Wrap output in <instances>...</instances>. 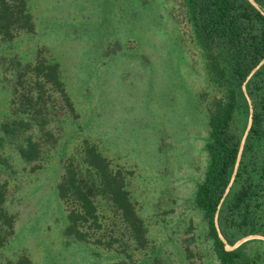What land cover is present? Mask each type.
Wrapping results in <instances>:
<instances>
[{
  "label": "rangeland",
  "instance_id": "374dc122",
  "mask_svg": "<svg viewBox=\"0 0 264 264\" xmlns=\"http://www.w3.org/2000/svg\"><path fill=\"white\" fill-rule=\"evenodd\" d=\"M25 3L32 29L0 36V183L2 205L13 215L0 264L23 257L29 264H216L193 193L207 161V106L219 91L207 75L184 0ZM42 57L57 61L72 111L48 83L34 82ZM27 89L41 95L38 112L30 126L9 136L11 117L28 118L17 105ZM28 134L39 143L31 160L17 151ZM84 139L122 176L141 221L137 231L97 190L96 238L63 234L71 204L57 196L55 184L67 167L80 165L86 175ZM254 238L264 240L250 234L232 246Z\"/></svg>",
  "mask_w": 264,
  "mask_h": 264
},
{
  "label": "trees",
  "instance_id": "16d2710c",
  "mask_svg": "<svg viewBox=\"0 0 264 264\" xmlns=\"http://www.w3.org/2000/svg\"><path fill=\"white\" fill-rule=\"evenodd\" d=\"M25 1L0 0L2 38H11L19 29H32ZM184 5L209 80L219 91L207 106V161L194 189L193 204L204 220V235L216 264H264V247L245 248L249 242L264 244L263 239H246L232 246L250 234L264 237V0H184ZM34 68V82L48 83L72 111L57 61L42 57ZM19 97V111L29 115L11 117L10 124L3 125L9 136H15L11 131L17 127L30 126L39 109V92L33 96L27 89ZM24 141L17 144L19 155L35 159L38 141L31 134ZM82 142L81 160L89 167L86 175L80 173V165L67 167L55 184L57 196L71 204L63 234L84 241L96 238L100 220L92 195L97 190L122 208L131 230L137 231L141 221L127 197L122 176L111 171L108 158L95 143ZM4 194L0 183V246L13 232V215L2 205ZM13 264L29 262L23 257Z\"/></svg>",
  "mask_w": 264,
  "mask_h": 264
}]
</instances>
